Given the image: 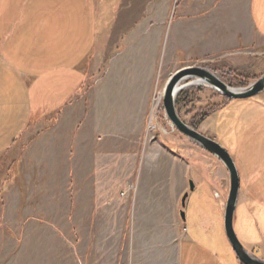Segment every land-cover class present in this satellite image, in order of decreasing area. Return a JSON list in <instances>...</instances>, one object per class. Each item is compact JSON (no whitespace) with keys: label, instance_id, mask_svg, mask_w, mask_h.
<instances>
[{"label":"crops","instance_id":"obj_1","mask_svg":"<svg viewBox=\"0 0 264 264\" xmlns=\"http://www.w3.org/2000/svg\"><path fill=\"white\" fill-rule=\"evenodd\" d=\"M245 4L247 27L241 24ZM242 29L246 45L264 44V0H0V157L17 145L34 116L60 113L70 100L74 117L82 106L90 116L94 109L96 118L86 125L111 126L112 118L97 112L116 108L140 110L144 126L163 66L195 62L221 47L240 49ZM234 60L230 67L240 69ZM121 115L128 125L130 113ZM143 137L144 127L141 134L134 130L128 137L133 145L122 147L135 175L127 177L128 164L123 190L112 193L96 161L79 168L74 162L72 213L51 204L55 220L47 199L34 200L32 189L26 190L16 205L25 232H17L10 217L0 227V237H9L16 252L17 239L24 237V261L0 264H49L37 260L32 238L42 228L60 235V217L72 221L75 240L72 263L61 258L56 264H241L225 234L227 202L217 184L178 151H170L175 165L162 181L159 159L141 162L143 147L136 143ZM84 138L82 131L73 134L75 155ZM198 189L208 195L201 203L190 197ZM239 209L243 244L264 261V187L263 193L249 188V195L241 188Z\"/></svg>","mask_w":264,"mask_h":264},{"label":"rangeland","instance_id":"obj_2","mask_svg":"<svg viewBox=\"0 0 264 264\" xmlns=\"http://www.w3.org/2000/svg\"><path fill=\"white\" fill-rule=\"evenodd\" d=\"M243 1L241 0V3ZM247 15L248 5L245 4L241 12V24L245 27L248 26ZM241 32L240 49L235 48V51L228 52V48L223 50L221 47L220 50H216V53H209L208 57L200 58L195 62H168L167 66H163L161 84L158 91L154 93L157 94L156 102L152 106V97L144 126L141 123L140 110L128 111L116 108L97 112L103 116L102 118H112L111 126L98 123L92 126L86 125L89 117L96 118L94 109L90 116L88 110L81 105L79 114L74 117L71 100L60 113L52 115L41 113L34 116L32 125L17 145L0 157V227L4 222L10 223L8 219L10 217L16 221L17 232L19 229L25 232V222L21 220L24 214L20 213L21 211L16 205L20 204V201L24 202L22 199L25 198L28 189H32L31 194L34 200L47 199L49 203L47 208L54 220L57 217L51 215V208H53L50 206L51 204L60 203L59 209L63 207L67 213H72L71 174L74 162L79 168V166H88L91 162L96 161L97 167H101L102 173L107 178V186L113 187L112 193L123 190L128 164L127 177L131 181L135 175L131 156L126 157L122 153L124 151L122 147L133 145L135 141L128 137L134 130L137 134H141L143 127L144 140L142 139L141 143L136 141V146L140 144L143 147L142 164L148 165L147 159L156 160L157 164L159 159L162 168L161 180L165 181L166 176L168 177L166 172L169 171V167L175 165L170 157V155L173 156L170 151H173L174 154L178 151L193 167L202 172V176L213 179L219 193L224 195L227 202L230 191V177L227 169L218 159L177 131L166 115L163 93L171 76L187 68L206 69L228 86L237 89L246 88L264 76V44L251 40L253 46L252 44L246 45L243 29ZM181 57L183 58V56ZM233 59L240 63V69L233 70L230 67L229 64ZM104 69L99 73H102ZM176 108L185 124L195 129L199 134L217 142L228 151L239 173L240 189L246 188L249 195V188L260 187L263 193L264 92L252 99L231 101L209 87L192 86L179 94ZM128 112L131 115V117H126L129 124L122 125L121 113ZM76 131H82V134H85L81 150L77 152V155L73 152L72 142L73 134ZM126 137L129 141L125 140ZM154 145L159 148L157 146L153 148ZM136 180L138 182L139 175ZM108 190L104 196L109 195ZM204 193L205 191L202 192L201 189L194 191L190 194L192 202L201 203V200L204 201L205 198H208V195ZM183 212L186 215L185 210ZM241 213V209L236 212L234 227L243 244L246 237L241 228ZM189 215H191L190 210ZM63 219L60 217L55 221L62 230L59 231L60 235L50 228H42V231H36V233L34 231V235H36L32 238V244L37 246L36 258L38 261L42 257L44 262L56 264L58 259L65 258V263H72L71 247L75 240L72 221ZM101 219L103 222V217ZM32 225L36 227L35 223ZM247 233V236L250 237L248 230ZM11 241L9 237H0V259L8 262H23L26 244L24 237L17 239V246L21 248L20 253L14 251V246H9L13 245ZM41 248L46 252L42 253ZM63 250L65 253H60ZM234 256L237 260L235 253Z\"/></svg>","mask_w":264,"mask_h":264},{"label":"water","instance_id":"obj_3","mask_svg":"<svg viewBox=\"0 0 264 264\" xmlns=\"http://www.w3.org/2000/svg\"><path fill=\"white\" fill-rule=\"evenodd\" d=\"M182 89L179 85L182 82ZM189 86H205L215 90L222 97L229 100H246L257 97L264 92V76L253 82L246 88H232L218 79L214 74L202 68H187L176 72L169 79L164 90V107L168 119L171 121L177 131L187 137L192 142L199 145L210 155L218 159L227 169L230 177V191L226 203V211L224 216V229L226 237L241 264H264V261L251 253L240 242L234 227V220L237 210L240 178L235 162L226 149L220 146L217 142L199 134L195 129L185 124L176 108L179 94ZM191 190L194 186L190 183ZM187 196L183 199L185 203ZM184 219V214H182Z\"/></svg>","mask_w":264,"mask_h":264},{"label":"bare ground","instance_id":"obj_4","mask_svg":"<svg viewBox=\"0 0 264 264\" xmlns=\"http://www.w3.org/2000/svg\"><path fill=\"white\" fill-rule=\"evenodd\" d=\"M184 83H186V82L183 81L182 84L179 85V89H180V90L182 89L181 87H182V85H183ZM189 87H191V86H189ZM163 94H164V93H163ZM192 184H193V183H192ZM193 186H194V184H193ZM193 189H194V188H193ZM183 214H184V213H183ZM184 216H185V215H184ZM243 245H244V244H243ZM246 249H247V248H246ZM253 254H254V253H253ZM255 255H256V254H255ZM256 256H257V255H256ZM257 257H258V256H257ZM258 258H259V257H258Z\"/></svg>","mask_w":264,"mask_h":264},{"label":"built area","instance_id":"obj_5","mask_svg":"<svg viewBox=\"0 0 264 264\" xmlns=\"http://www.w3.org/2000/svg\"><path fill=\"white\" fill-rule=\"evenodd\" d=\"M156 96H157V94H154V95H153L152 106H153L154 102H156Z\"/></svg>","mask_w":264,"mask_h":264}]
</instances>
